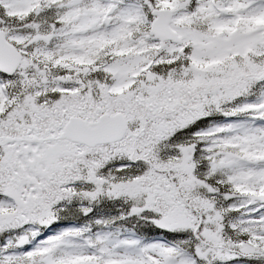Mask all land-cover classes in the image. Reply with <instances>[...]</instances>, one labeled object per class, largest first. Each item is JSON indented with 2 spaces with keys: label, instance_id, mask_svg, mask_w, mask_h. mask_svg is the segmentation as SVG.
<instances>
[{
  "label": "snow or ice",
  "instance_id": "snow-or-ice-1",
  "mask_svg": "<svg viewBox=\"0 0 264 264\" xmlns=\"http://www.w3.org/2000/svg\"><path fill=\"white\" fill-rule=\"evenodd\" d=\"M0 264H264V0H0Z\"/></svg>",
  "mask_w": 264,
  "mask_h": 264
}]
</instances>
